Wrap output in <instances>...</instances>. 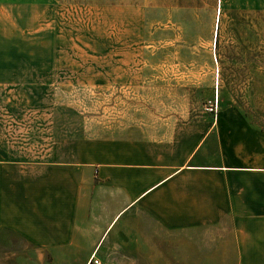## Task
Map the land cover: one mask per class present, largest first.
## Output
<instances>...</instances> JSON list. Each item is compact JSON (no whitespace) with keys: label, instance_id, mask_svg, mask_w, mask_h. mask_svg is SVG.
<instances>
[{"label":"crops","instance_id":"obj_1","mask_svg":"<svg viewBox=\"0 0 264 264\" xmlns=\"http://www.w3.org/2000/svg\"><path fill=\"white\" fill-rule=\"evenodd\" d=\"M24 2L0 0V264H264V131L231 107L65 134Z\"/></svg>","mask_w":264,"mask_h":264},{"label":"rangeland","instance_id":"obj_2","mask_svg":"<svg viewBox=\"0 0 264 264\" xmlns=\"http://www.w3.org/2000/svg\"><path fill=\"white\" fill-rule=\"evenodd\" d=\"M24 1L40 15L38 57L65 63L62 82L37 83L35 99L65 134L133 124V113L149 126L231 107L264 131V0Z\"/></svg>","mask_w":264,"mask_h":264},{"label":"built area","instance_id":"obj_3","mask_svg":"<svg viewBox=\"0 0 264 264\" xmlns=\"http://www.w3.org/2000/svg\"><path fill=\"white\" fill-rule=\"evenodd\" d=\"M209 110L212 111L213 108L211 107V108H209ZM92 261H93V264H101L100 261H98V259L94 258V255L92 257Z\"/></svg>","mask_w":264,"mask_h":264}]
</instances>
